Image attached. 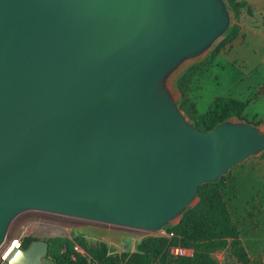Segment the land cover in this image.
Masks as SVG:
<instances>
[{"label": "water", "instance_id": "obj_1", "mask_svg": "<svg viewBox=\"0 0 264 264\" xmlns=\"http://www.w3.org/2000/svg\"><path fill=\"white\" fill-rule=\"evenodd\" d=\"M228 25L221 0H0V247L28 211L149 237L264 150L253 125L192 126L162 88Z\"/></svg>", "mask_w": 264, "mask_h": 264}, {"label": "rangeland", "instance_id": "obj_2", "mask_svg": "<svg viewBox=\"0 0 264 264\" xmlns=\"http://www.w3.org/2000/svg\"><path fill=\"white\" fill-rule=\"evenodd\" d=\"M221 2L229 19L227 29L203 51L178 62L162 81V88L192 126L195 124L186 111L197 115L204 114L217 97L229 94L237 97L238 91H243V100H249L251 94L257 90L258 84H263L264 0ZM184 77L187 81L184 80V86L180 87V81ZM237 101L245 105L240 117L232 116L224 123L250 124L264 132V118L254 117L256 112H261L262 103L250 106L246 113V103ZM196 105L200 114L195 109ZM262 153L264 150L256 155ZM256 155L232 167L216 182L206 183L212 185L205 186L204 193L212 201L217 199L218 195L223 197L236 222L250 263L264 264V169L255 164ZM199 202L198 192L187 209L197 206ZM182 215L183 213L149 236L158 239L170 255L171 246L177 245H173L175 236H167L170 234L168 229L178 224ZM28 220L33 222L28 233L29 238L48 242L54 238L69 239L74 248L80 246L83 249L85 257L92 251L103 249H106L109 255L132 254L139 243L147 238L136 230L100 225L89 220L44 211H28L19 215L13 221L10 233L16 234ZM216 256L220 264L235 263V259H231L228 253L221 252ZM44 264L55 262L53 258L47 257Z\"/></svg>", "mask_w": 264, "mask_h": 264}, {"label": "trees", "instance_id": "obj_3", "mask_svg": "<svg viewBox=\"0 0 264 264\" xmlns=\"http://www.w3.org/2000/svg\"><path fill=\"white\" fill-rule=\"evenodd\" d=\"M185 77L180 81L184 86ZM245 105L229 98L216 99L206 115L185 113L201 131H209L232 116L240 117ZM184 111V110H183ZM194 126V127H195ZM199 188L200 202L186 209L178 224L168 229L175 236L173 245L194 250L192 258H175L164 250L155 237L145 238L132 254L109 255L106 249L92 251L87 257L75 252L69 239L54 238L49 244L48 258L55 264H220L217 253H228L234 264H251L245 246L237 230L236 222L222 196L211 200ZM37 239L27 238L24 248ZM75 257V258H74Z\"/></svg>", "mask_w": 264, "mask_h": 264}, {"label": "built area", "instance_id": "obj_4", "mask_svg": "<svg viewBox=\"0 0 264 264\" xmlns=\"http://www.w3.org/2000/svg\"><path fill=\"white\" fill-rule=\"evenodd\" d=\"M33 222L28 220L24 222L16 234H11L10 231L0 247V264L3 260H7L5 257L6 252L10 246L16 243L15 249H24V242L28 238V233L31 231ZM169 238H173L174 234L170 233L167 235ZM75 252L78 254L84 255L85 252L80 246H76ZM171 255L175 258H192L194 256V251L182 246H171L170 248ZM75 258V257H74Z\"/></svg>", "mask_w": 264, "mask_h": 264}, {"label": "crops", "instance_id": "obj_5", "mask_svg": "<svg viewBox=\"0 0 264 264\" xmlns=\"http://www.w3.org/2000/svg\"><path fill=\"white\" fill-rule=\"evenodd\" d=\"M259 86H257L258 88H257V90H255V92H254V94H251V96H250V98H249V100H243L242 99V97H243V91H238V96L237 97H235V96H233V95H227V96H220V97H217L216 99H218V98H229V99H233V100H241V101H244L245 103H246V113H247V111H248V109H249V107L250 106H253L254 104H257V103H262L261 104V107H260V113H257L256 112V114H254V117H256V118H264V79H263V84H258ZM215 99V100H216ZM214 100V101H215ZM213 101V102H214ZM212 102V103H213ZM212 103L210 104V107H211V105H212ZM210 107H209V109H210ZM195 109H196V111L198 112V110H197V105L195 106ZM209 109H208V111L206 112V113H204V114H200L199 112V114L200 115H206L208 112H209ZM257 110H259V108H257ZM256 110V111H257ZM248 116V115H247ZM249 117V116H248ZM257 156V155H256ZM254 162H255V164L256 165H260L261 167H263V169H264V153H262L261 155H258L255 159H254ZM263 175H264V172H263Z\"/></svg>", "mask_w": 264, "mask_h": 264}, {"label": "bare ground", "instance_id": "obj_6", "mask_svg": "<svg viewBox=\"0 0 264 264\" xmlns=\"http://www.w3.org/2000/svg\"><path fill=\"white\" fill-rule=\"evenodd\" d=\"M16 243L12 244L8 251L5 254V257L8 258L15 251Z\"/></svg>", "mask_w": 264, "mask_h": 264}]
</instances>
